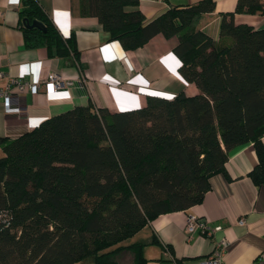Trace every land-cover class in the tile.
I'll return each instance as SVG.
<instances>
[{"label": "trees", "instance_id": "obj_1", "mask_svg": "<svg viewBox=\"0 0 264 264\" xmlns=\"http://www.w3.org/2000/svg\"><path fill=\"white\" fill-rule=\"evenodd\" d=\"M137 0H82L124 49L156 34L177 36L178 72L197 87L171 98L149 95L138 108L109 111L75 105L14 137H1L0 264H143V243L130 238L158 214L200 202L209 177L226 175L231 150L253 143L248 172L264 183V28L235 13L264 15V0H237L222 14L219 44L197 27L213 0L167 6L146 19ZM27 47L46 45L76 60L74 36L60 35L36 0H20Z\"/></svg>", "mask_w": 264, "mask_h": 264}, {"label": "crops", "instance_id": "obj_2", "mask_svg": "<svg viewBox=\"0 0 264 264\" xmlns=\"http://www.w3.org/2000/svg\"><path fill=\"white\" fill-rule=\"evenodd\" d=\"M81 1L36 0L60 35L74 36L78 49L74 60L55 55L46 45L27 47L22 37L23 20L18 13L20 0H0V88L13 77L39 83V89L30 88L19 97L23 114L6 113L0 99L1 137L19 135L49 116L89 101L114 112L141 107L149 95L171 98L179 92H198L196 85L182 79L178 72L180 61L173 51L177 36L156 34L142 46L124 49L118 40L109 39L97 17L81 12ZM197 1L137 0L124 9H139L150 19L167 6ZM213 2L214 9L198 16L196 24L217 45L221 40L220 18L234 10L237 0ZM234 19L255 29L264 28L262 14L235 13ZM50 70L73 83L54 94L45 92L41 83ZM256 161L252 141L231 150L224 162L226 175H210V187L200 202L185 210L158 214L125 243H143V264H208L218 249L217 243L224 240L227 244L220 251L222 264H257L264 252V183L255 184L248 175ZM193 213L220 229L208 237L199 231L188 235L185 218ZM241 219L243 223L239 222ZM74 264L92 261L85 259Z\"/></svg>", "mask_w": 264, "mask_h": 264}, {"label": "built area", "instance_id": "obj_3", "mask_svg": "<svg viewBox=\"0 0 264 264\" xmlns=\"http://www.w3.org/2000/svg\"><path fill=\"white\" fill-rule=\"evenodd\" d=\"M2 73L0 72V75ZM73 83L72 80H64L60 73L56 70H50L47 72L46 77L42 81L43 88L47 93H53L57 90L63 89L69 84ZM81 86H83L81 84ZM37 90L39 89V83L33 82L28 83V81L22 80L17 77L10 78L6 85L0 88V99H2L3 107L6 113H16L23 114L22 107L20 105L19 97L26 93L29 89ZM243 223V219L239 220ZM184 229L188 235L199 231L200 233L206 235V237L213 235L216 231L220 229L219 225H210V223L193 214H188L185 218ZM226 241L220 240L217 243L218 249L215 251L214 257L208 260V264H222L220 261V251L226 246ZM257 264H264V252H262L257 258Z\"/></svg>", "mask_w": 264, "mask_h": 264}, {"label": "water", "instance_id": "obj_4", "mask_svg": "<svg viewBox=\"0 0 264 264\" xmlns=\"http://www.w3.org/2000/svg\"><path fill=\"white\" fill-rule=\"evenodd\" d=\"M23 25L27 26L28 28H32V27H35L41 31H45L46 30V27L45 25L43 24L42 21L38 20V19H32V20H29L27 17H24L23 19Z\"/></svg>", "mask_w": 264, "mask_h": 264}, {"label": "rangeland", "instance_id": "obj_5", "mask_svg": "<svg viewBox=\"0 0 264 264\" xmlns=\"http://www.w3.org/2000/svg\"><path fill=\"white\" fill-rule=\"evenodd\" d=\"M124 241V240H123ZM125 242V241H124Z\"/></svg>", "mask_w": 264, "mask_h": 264}]
</instances>
